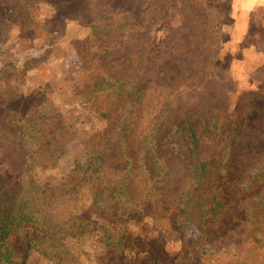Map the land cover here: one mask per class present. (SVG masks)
Masks as SVG:
<instances>
[{"label": "trees", "instance_id": "trees-1", "mask_svg": "<svg viewBox=\"0 0 264 264\" xmlns=\"http://www.w3.org/2000/svg\"><path fill=\"white\" fill-rule=\"evenodd\" d=\"M115 1L89 0L93 49L83 59L80 101L94 104L104 124L86 138L83 161L58 181H39L36 170L55 165L74 136L72 125L45 104L0 115V143L20 156L17 183L0 180V264H27L32 252L48 264H65L64 241L90 231L102 243L103 261L136 264L130 259L138 242L125 221L146 211L193 225L197 235L182 239L179 260L199 258L202 244L233 239L264 248V149H238L244 120L229 113L226 90L233 86L226 76L209 75L216 9L207 0H140L134 13ZM2 3L1 23L25 29L29 0ZM156 25L162 35L152 38ZM172 56L189 63L179 88L162 63ZM177 109L179 119L161 134L167 113ZM84 185L89 207L119 226L74 215L49 218L52 199H73Z\"/></svg>", "mask_w": 264, "mask_h": 264}, {"label": "rangeland", "instance_id": "rangeland-1", "mask_svg": "<svg viewBox=\"0 0 264 264\" xmlns=\"http://www.w3.org/2000/svg\"><path fill=\"white\" fill-rule=\"evenodd\" d=\"M139 1L116 0L113 6L136 13ZM251 1L252 6L246 0H207L218 16L215 60L209 75L217 79L226 76L233 86L226 95L231 102L230 115L244 120L238 145L244 153L264 149V0ZM22 17L25 29L12 21H0V115H23L45 104L72 125L74 136L64 141L55 165L35 172L39 181L53 183L83 161L86 138L104 124L94 104L80 101L83 59L93 49L89 42V0H29ZM155 27L149 32L152 38L162 35ZM162 63L171 83L182 87L189 66L186 59L172 56ZM7 85L13 86L14 97L5 93ZM180 115L181 109L167 113L161 134ZM19 172L20 156L0 143V180L15 185ZM90 203L91 192L84 185L73 199H52L48 215L54 222L74 215L111 228L119 226V220L101 216ZM125 225L138 242L137 252L130 259L136 264H264V248L242 239L202 244L199 258L179 260L181 241L196 237L195 228L190 223L174 224L153 217L149 211L129 217ZM64 244L69 252L65 264H109L100 254L98 234L85 232ZM27 264L48 262L40 253L32 252Z\"/></svg>", "mask_w": 264, "mask_h": 264}, {"label": "crops", "instance_id": "crops-1", "mask_svg": "<svg viewBox=\"0 0 264 264\" xmlns=\"http://www.w3.org/2000/svg\"><path fill=\"white\" fill-rule=\"evenodd\" d=\"M246 4L247 5H251L252 6V4H253V1H251V0H246ZM256 4V3H255Z\"/></svg>", "mask_w": 264, "mask_h": 264}]
</instances>
